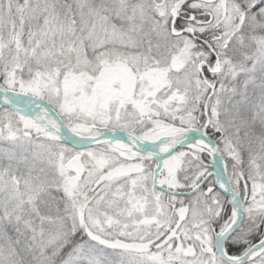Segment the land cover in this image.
<instances>
[{
  "label": "snow or ice",
  "instance_id": "snow-or-ice-1",
  "mask_svg": "<svg viewBox=\"0 0 264 264\" xmlns=\"http://www.w3.org/2000/svg\"><path fill=\"white\" fill-rule=\"evenodd\" d=\"M0 264H264V0H0Z\"/></svg>",
  "mask_w": 264,
  "mask_h": 264
}]
</instances>
